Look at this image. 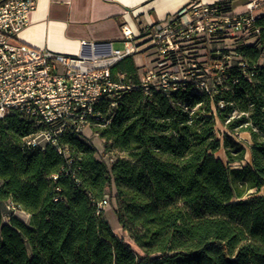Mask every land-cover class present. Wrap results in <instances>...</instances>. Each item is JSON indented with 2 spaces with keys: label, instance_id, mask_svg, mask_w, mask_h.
Listing matches in <instances>:
<instances>
[{
  "label": "trees",
  "instance_id": "trees-1",
  "mask_svg": "<svg viewBox=\"0 0 264 264\" xmlns=\"http://www.w3.org/2000/svg\"><path fill=\"white\" fill-rule=\"evenodd\" d=\"M255 25V40L232 48L246 66L233 60L213 95L191 80L169 95L146 91L135 56L116 61L112 80L134 86L97 106L104 121L92 127L103 153L70 131L60 138L68 156L29 147L31 122L0 118V264H264V17ZM218 121L250 132L247 163L232 165L247 149L231 133L221 140ZM106 195L142 254L97 212Z\"/></svg>",
  "mask_w": 264,
  "mask_h": 264
},
{
  "label": "built area",
  "instance_id": "built-area-1",
  "mask_svg": "<svg viewBox=\"0 0 264 264\" xmlns=\"http://www.w3.org/2000/svg\"><path fill=\"white\" fill-rule=\"evenodd\" d=\"M36 5L37 0H0V118L10 114L27 118L36 130L25 138L26 144L41 150L51 145L65 156L69 151L60 144L61 136L68 131L82 135L86 126L103 122L98 104L105 97L120 98L134 86L112 80L111 66L116 61L146 54L148 61L141 65V84L146 91L157 89L169 95L191 80L196 91L213 95L222 87V73L233 60L246 66L238 53L220 46L221 42L251 29L259 33L255 23L264 17V0H248L241 13L218 2L189 0L170 18L145 25L139 32L124 22L122 48L66 54L17 39ZM82 45L95 46L88 41ZM213 49L217 57L206 65ZM215 70L218 73L213 78ZM108 202L106 195L98 202L97 212L104 211ZM7 210L22 211L13 201L8 202Z\"/></svg>",
  "mask_w": 264,
  "mask_h": 264
},
{
  "label": "crops",
  "instance_id": "crops-1",
  "mask_svg": "<svg viewBox=\"0 0 264 264\" xmlns=\"http://www.w3.org/2000/svg\"><path fill=\"white\" fill-rule=\"evenodd\" d=\"M208 3L224 0H204ZM234 12H244L248 0H229ZM189 0H37L29 23L17 39L38 48L77 54L81 50L94 53L122 48L121 26L128 23L136 32L152 22L170 18L188 4ZM249 32H239L221 42L233 48L237 40L251 43ZM82 41L95 44L83 46ZM142 65V55H136Z\"/></svg>",
  "mask_w": 264,
  "mask_h": 264
},
{
  "label": "rangeland",
  "instance_id": "rangeland-1",
  "mask_svg": "<svg viewBox=\"0 0 264 264\" xmlns=\"http://www.w3.org/2000/svg\"><path fill=\"white\" fill-rule=\"evenodd\" d=\"M262 54H263V57L261 58V63L264 64V52ZM142 58H143L142 64L146 65V63L148 61L146 54L142 55ZM205 64L207 65L209 63L205 62ZM143 70L144 69L142 68V71ZM224 133H231L238 141L243 143L247 149L244 160L236 161V162L232 163V165L240 166V165H243L244 163H247L250 160V144L252 143V138H251L250 132L248 130H245L242 128H237L236 130L231 131L225 123L218 121L216 124V134L221 140L223 138ZM84 134L87 137H89V139H87V140L98 149V152L103 153V148H104L103 139L101 137H99V135L94 131L92 125H88L84 128ZM215 154L217 157L222 159L224 162L228 163V159H227L223 149H220ZM112 155L116 158L118 154H117V152L113 151ZM252 191H254V190H252ZM260 192L263 193L264 189H262ZM16 215L18 217H20L21 219H23L25 222L29 221V216L24 212L18 211L16 213ZM104 217H105V219H107V221L109 222V224L111 225V227L113 228V230L115 231L116 234H118L125 242L129 243L137 253L142 254V251L134 243V241L131 239L128 232L122 229V227L118 221L114 201L113 202L109 201L108 204L105 206ZM8 220H9L8 216H4V221L7 222Z\"/></svg>",
  "mask_w": 264,
  "mask_h": 264
}]
</instances>
